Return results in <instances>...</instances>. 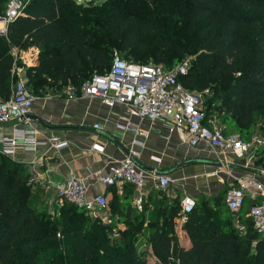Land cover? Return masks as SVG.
Returning <instances> with one entry per match:
<instances>
[{
	"label": "trees",
	"instance_id": "16d2710c",
	"mask_svg": "<svg viewBox=\"0 0 264 264\" xmlns=\"http://www.w3.org/2000/svg\"><path fill=\"white\" fill-rule=\"evenodd\" d=\"M23 1L0 36V99L17 79L13 67L24 70L27 88L38 95L79 88L107 72L115 52L164 69L188 58L180 80L187 89L208 90L205 107L226 134L248 142L264 124V0ZM9 2L0 0V13ZM14 48L39 49L36 64L16 59ZM255 153L253 164L264 169V145ZM28 178L24 164L0 155V264H148V256L152 264H264V236L248 216L255 201L248 206L246 196L234 214L221 205L224 192L196 201L182 224L185 247L175 232L177 200H161L146 222L147 205L138 212L124 191L108 201L111 224H104L68 201L34 206ZM142 236L150 254L140 250Z\"/></svg>",
	"mask_w": 264,
	"mask_h": 264
},
{
	"label": "crops",
	"instance_id": "0c3cea01",
	"mask_svg": "<svg viewBox=\"0 0 264 264\" xmlns=\"http://www.w3.org/2000/svg\"><path fill=\"white\" fill-rule=\"evenodd\" d=\"M38 50L33 48L17 53L14 48L12 53L16 59L32 65L37 62ZM13 74L27 82L21 67H13ZM68 87L63 90H40V94L34 95L29 113L18 122L20 127L34 129L40 140L57 136L68 144L60 150L40 146L36 152L18 147L15 154L9 157L24 164L29 176H37L39 182L31 186V203L34 206L44 204L51 208L54 203L57 205L52 200L51 190L43 186L47 180L52 179L57 184L60 180L76 176L87 178L89 198L102 194L111 201L115 194L120 197L126 191L127 200L138 211L134 204L136 192L132 186L116 189L97 181L93 175L95 171L110 173L131 152L135 155L133 158L138 169L145 175L143 202L147 205L146 222L155 219L154 212L161 200L165 205L176 200L180 203L184 197L196 202L221 192L225 195L239 179L252 174L264 184V176L254 174L259 167L253 162L246 165V160L229 153L219 154L201 145L191 147L177 133L167 130L168 120H140L132 115L127 105L107 107L97 98L78 95L69 99ZM94 124H98V128H94ZM11 131L10 123L0 124V138L9 136ZM139 132H147V136H141ZM161 173L172 179L162 194L155 188L156 176ZM250 200L253 199L247 194L248 206ZM221 205L227 209L225 199ZM182 224L180 217L175 219V232L179 242L188 247L190 240ZM235 225H238L237 221Z\"/></svg>",
	"mask_w": 264,
	"mask_h": 264
},
{
	"label": "built area",
	"instance_id": "2783aa9c",
	"mask_svg": "<svg viewBox=\"0 0 264 264\" xmlns=\"http://www.w3.org/2000/svg\"><path fill=\"white\" fill-rule=\"evenodd\" d=\"M24 6L23 0H10L6 10L0 13V36H6L8 24L22 13ZM187 66L186 61L170 69H164L161 65L126 60L115 52L107 72L93 74L81 82L79 88L68 87L67 97L71 99L78 95L88 99L97 98L107 107L127 105L132 115L140 120H168L167 130L170 133H177L180 139L187 141L191 147L201 145L219 154L229 153L246 160V165L253 162L256 158V149L264 145V137L254 134L247 142L238 134H226L217 115L208 112L205 107L204 96L208 90H190L182 84L180 78L186 73ZM10 90L7 99H0V124L12 125L11 134L0 138V155L12 157L18 147L36 152L40 146L60 150L68 145L57 136L40 140L34 129L20 127L18 122L29 113L35 96L27 88L26 81L20 77L12 83ZM94 128H98V124H94ZM139 134L147 136V132ZM134 156L131 152L108 174L95 171L93 175L97 181L117 189L130 184L136 192L134 204L138 211H141L145 196L143 188L145 175L133 161ZM254 172L259 175L264 169L257 168ZM86 179L72 176L57 184L49 179L43 186L51 190L52 197H56L52 200L56 199L57 205H61L63 201L71 202L86 210L93 219L111 224L107 211L108 200L102 194L89 198ZM156 180L155 188L161 191H165L172 182L170 176L163 173L158 174ZM27 182L34 186L39 180L33 174L29 176ZM247 194L255 201L248 211L253 229L258 236H264V184L253 174L239 179L235 186L227 190L224 198L226 206L231 212L236 213ZM179 204L180 219L184 222L187 215L193 211L195 202L190 197H184ZM116 230L113 228L115 236Z\"/></svg>",
	"mask_w": 264,
	"mask_h": 264
},
{
	"label": "rangeland",
	"instance_id": "374dc122",
	"mask_svg": "<svg viewBox=\"0 0 264 264\" xmlns=\"http://www.w3.org/2000/svg\"><path fill=\"white\" fill-rule=\"evenodd\" d=\"M77 2H81V3H85L86 1L88 0H76ZM95 3H101L102 1L104 0H93ZM118 53V52H117ZM188 61V58H184L181 60V62H186ZM30 89V87H28ZM210 98V94L209 92L205 94L204 96V101L209 99ZM261 122H258L257 125H256V133L259 134V135H264V124H260ZM53 198H56V197H53ZM53 202H56V199L53 200ZM179 229V228H178ZM150 230L146 228L144 234H147ZM145 237L146 236H142L140 237L139 239V245H140V250H148L147 252L150 254V250L148 248V245L145 241ZM147 260H148V264H152L153 263V260L154 258H152V256H148L147 257Z\"/></svg>",
	"mask_w": 264,
	"mask_h": 264
},
{
	"label": "water",
	"instance_id": "95a60500",
	"mask_svg": "<svg viewBox=\"0 0 264 264\" xmlns=\"http://www.w3.org/2000/svg\"><path fill=\"white\" fill-rule=\"evenodd\" d=\"M133 161L135 162V164H136V160L133 158ZM262 176H264V172H262V174H261ZM61 181V180H60Z\"/></svg>",
	"mask_w": 264,
	"mask_h": 264
}]
</instances>
